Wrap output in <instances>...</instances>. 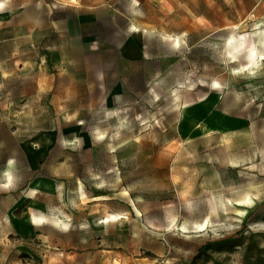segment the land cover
I'll list each match as a JSON object with an SVG mask.
<instances>
[{
    "label": "rangeland",
    "instance_id": "1",
    "mask_svg": "<svg viewBox=\"0 0 264 264\" xmlns=\"http://www.w3.org/2000/svg\"><path fill=\"white\" fill-rule=\"evenodd\" d=\"M69 1L1 5L0 264H264V0Z\"/></svg>",
    "mask_w": 264,
    "mask_h": 264
},
{
    "label": "bare ground",
    "instance_id": "2",
    "mask_svg": "<svg viewBox=\"0 0 264 264\" xmlns=\"http://www.w3.org/2000/svg\"><path fill=\"white\" fill-rule=\"evenodd\" d=\"M0 10H2V6H0ZM6 13L0 12V18H5ZM257 41H259L263 47L257 48ZM226 45L228 46V52L229 54H232L234 49L240 48L241 50H244L245 52H248L249 56H251V59L249 60V63L243 64V68L248 67L247 69H255V66H257L261 59L264 58V30L258 32L257 34H254L251 31H243L240 32L237 36V41L235 42H226ZM39 180L35 181L34 185L38 186ZM47 218L45 215H34L27 217L28 222L36 221H45ZM120 219V216L118 214H109L107 217V221H118Z\"/></svg>",
    "mask_w": 264,
    "mask_h": 264
},
{
    "label": "crops",
    "instance_id": "3",
    "mask_svg": "<svg viewBox=\"0 0 264 264\" xmlns=\"http://www.w3.org/2000/svg\"><path fill=\"white\" fill-rule=\"evenodd\" d=\"M75 1V2H72ZM90 0H70L69 2H72L71 5H79V6H85V7H92L94 4H96V1L94 3H88ZM5 3V0H0V6ZM1 12V11H0Z\"/></svg>",
    "mask_w": 264,
    "mask_h": 264
}]
</instances>
